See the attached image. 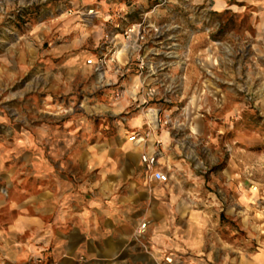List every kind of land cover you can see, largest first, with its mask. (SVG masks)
<instances>
[{
  "label": "rangeland",
  "instance_id": "1",
  "mask_svg": "<svg viewBox=\"0 0 264 264\" xmlns=\"http://www.w3.org/2000/svg\"><path fill=\"white\" fill-rule=\"evenodd\" d=\"M234 9L0 0V264L49 263L34 258L30 232L14 230L33 215L34 150L46 157L63 135L72 149L148 129L162 133L176 221L211 214L205 227L233 249L254 248L264 230V24L253 7Z\"/></svg>",
  "mask_w": 264,
  "mask_h": 264
},
{
  "label": "crops",
  "instance_id": "2",
  "mask_svg": "<svg viewBox=\"0 0 264 264\" xmlns=\"http://www.w3.org/2000/svg\"><path fill=\"white\" fill-rule=\"evenodd\" d=\"M209 3L214 12L253 7L264 24V0ZM137 123L130 120L128 126ZM148 130L141 134L144 142L127 141L137 131L118 132L69 149L71 137L63 135L54 137L46 157L33 151L38 182L32 187L33 215L20 219L14 230L30 232L34 258L48 264H264V230L254 234L255 246L248 251L233 249L220 232L205 227L214 225L211 214L205 219L193 211L176 221V199L167 182L149 179L141 162L143 153L159 155L156 142L163 138ZM156 168L168 174L160 159ZM143 221L146 231L137 238Z\"/></svg>",
  "mask_w": 264,
  "mask_h": 264
},
{
  "label": "built area",
  "instance_id": "3",
  "mask_svg": "<svg viewBox=\"0 0 264 264\" xmlns=\"http://www.w3.org/2000/svg\"><path fill=\"white\" fill-rule=\"evenodd\" d=\"M87 64H93L92 60H88ZM128 142H144L145 137L142 136L140 133H133L127 139ZM141 162L144 164L146 171L149 173V179L155 180L158 182L166 183L168 181V175L163 173L161 170L156 168L158 162V154H148L143 153L141 155ZM147 223L143 222L140 223L137 230L135 231V236L140 238L145 230H146Z\"/></svg>",
  "mask_w": 264,
  "mask_h": 264
}]
</instances>
